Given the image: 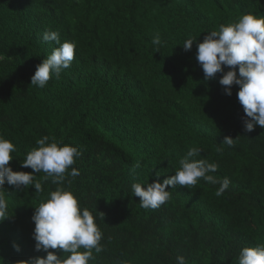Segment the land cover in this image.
<instances>
[{"label": "trees", "instance_id": "obj_1", "mask_svg": "<svg viewBox=\"0 0 264 264\" xmlns=\"http://www.w3.org/2000/svg\"><path fill=\"white\" fill-rule=\"evenodd\" d=\"M245 13L264 17V0H0V136L16 146L9 165L32 173L22 161L44 136L78 147L71 167L80 174L64 186L103 233L89 264H175L180 255L187 264H238L243 247L264 245V127L246 131L239 86L227 95L224 73L205 80L196 59L209 31ZM45 31L76 47L70 67L40 88L31 77L58 46L43 42ZM227 136L232 146L222 144ZM191 147L201 148L195 159L218 163L212 174L229 178L225 193L200 178L169 186L159 208H142L132 184L163 182ZM45 175L33 174L41 192L5 182L0 264L47 255L35 249L32 219L57 187Z\"/></svg>", "mask_w": 264, "mask_h": 264}, {"label": "clouds", "instance_id": "obj_2", "mask_svg": "<svg viewBox=\"0 0 264 264\" xmlns=\"http://www.w3.org/2000/svg\"><path fill=\"white\" fill-rule=\"evenodd\" d=\"M43 42H55L57 47L50 55L37 65L31 77V85L43 88L51 78L59 79L62 71L70 67L75 56V44L71 41L61 42L58 31H45ZM196 38H188L183 43L184 49L190 50ZM154 45H161V37L156 33L152 38ZM159 49H157L158 51ZM196 59L204 72V79L215 78L223 72L219 83L225 87L227 95L232 94V86L238 85V100L244 113L250 119L245 121V130L251 132L259 125L264 127V17L253 13L242 14L234 23L221 24L218 30L209 31L203 42L198 43ZM230 70L224 72V68ZM238 71V74H237ZM44 136L36 141L34 147L22 161L23 167H31L32 173L13 171L9 161L13 159L15 144L0 136V221L8 215L4 184L21 186L34 185L36 192L43 191L39 181L34 180V173L43 172L45 179L57 187L49 193V198L36 206L32 217L35 222L34 239L36 251L46 252V256H35L19 264H89L93 250H102V231L96 223V217L89 208L80 206L79 200L70 187L72 180L80 173L74 165L81 152L78 147L64 144L54 138L49 142ZM234 138L225 137L222 144L232 146ZM201 154V148L191 147L179 163L174 175L156 180L146 186L133 183L131 194L140 198V206L145 209H157L170 197L169 186H195L200 178L209 184H218L216 195L221 196L230 186L227 177L218 178L219 165L206 159H195ZM134 167H139L137 163ZM71 170L69 171V169ZM104 218L105 214L100 212ZM19 251V245L14 244ZM50 249H60L63 256ZM175 264H187L183 255L177 256ZM238 264H264V245L243 247L239 253Z\"/></svg>", "mask_w": 264, "mask_h": 264}]
</instances>
